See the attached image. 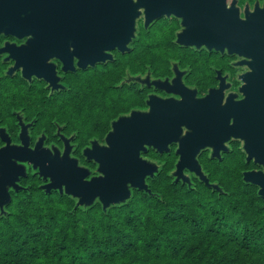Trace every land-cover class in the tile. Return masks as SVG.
Returning <instances> with one entry per match:
<instances>
[{
	"label": "flooded vegetation",
	"instance_id": "flooded-vegetation-1",
	"mask_svg": "<svg viewBox=\"0 0 264 264\" xmlns=\"http://www.w3.org/2000/svg\"><path fill=\"white\" fill-rule=\"evenodd\" d=\"M85 1L78 0V8H84ZM162 1L169 5L183 4L187 12H194L190 19L194 18L196 25L199 23L206 27L205 39L208 45L185 46L178 43V35L185 30L183 18L173 14L163 15L146 23L144 9H139V15L134 20L133 37L127 46L129 51L137 33L142 32L147 44H159L164 50L168 46V49L183 51L184 56L170 63L168 72L161 77H153L149 69L141 76L126 75L118 86L112 88L114 92L105 102H90L85 99V86L82 84L87 73L97 76L102 71H107L115 65L118 57L129 54V51L120 53L113 50L107 53L111 60L106 59L94 66H85L83 62L82 67V63L78 65L79 59L71 55L74 48L70 44L71 41L83 38L68 37L65 39L68 45L58 47V54L63 55L66 62L53 56L38 71L37 46L31 45L35 38L5 35L1 31L0 129L9 138L10 145L21 146L20 134L24 128L30 150H34L41 139V149H47L51 153L55 150L60 156L67 153L77 161L78 167L89 172L88 180L99 176L98 163L85 155L86 151H93V142L99 147L106 146L105 138L111 132L129 138L131 126L117 123L122 118H129L133 112L145 115L144 129L147 137H164L166 131L160 121L168 110L160 107L159 103L160 100H171L181 103L178 110H173L175 114L182 116V123L178 126V139L190 135L192 140L187 146L195 149V160L208 183L217 186L222 193V186L218 181L228 180L229 171H233L239 173L243 184L254 187L257 194L259 187L245 183L243 175L246 172L264 175V43L261 38L254 39L253 42L246 39L239 51H236L237 47L229 49L230 45L223 42L227 40L226 32L235 29L237 20L244 21L246 14L264 9V0ZM32 3L33 0H0V24L4 27L21 25V13L31 12ZM145 55L146 58L152 56L150 53ZM162 55L165 56V52ZM69 67L72 70L63 69ZM37 72L41 77H38ZM156 81L167 83L166 87H156L153 84ZM97 82L101 88L104 79L99 77ZM76 86L79 90L82 88L81 100H57ZM100 95L98 90L97 98ZM39 107L48 108L50 112L46 119L49 123L46 130L36 124ZM90 107H95L100 112L96 110L94 116L88 112L87 108ZM62 109L66 113L69 111V115L61 117L56 114L61 113ZM4 146L5 142L0 138V148ZM179 147L180 140L168 144L166 150L162 149V145L158 149L152 145H143L144 150L139 152L140 159L157 167L154 176L145 180L148 188L149 182L164 166L165 158H170L173 159L171 178L174 184L190 188L202 186L221 194L208 188L195 173L187 170L183 173L188 177L190 186L183 184L181 180L174 182L172 174L179 160ZM249 155L252 156L250 159ZM24 166L26 177L20 178L18 182L25 189L22 191L30 188L22 185L31 177L30 172L40 181V186L48 182L42 181L30 166ZM9 192L12 198V193L15 192L11 189ZM133 192L146 194L131 189V195ZM52 193L60 195L58 191ZM67 197L76 205L77 199ZM96 203L99 202L95 200L91 206Z\"/></svg>",
	"mask_w": 264,
	"mask_h": 264
},
{
	"label": "trees",
	"instance_id": "trees-1",
	"mask_svg": "<svg viewBox=\"0 0 264 264\" xmlns=\"http://www.w3.org/2000/svg\"><path fill=\"white\" fill-rule=\"evenodd\" d=\"M237 174L222 195L155 178L105 212L30 186L0 215V264H264V204Z\"/></svg>",
	"mask_w": 264,
	"mask_h": 264
},
{
	"label": "water",
	"instance_id": "water-1",
	"mask_svg": "<svg viewBox=\"0 0 264 264\" xmlns=\"http://www.w3.org/2000/svg\"><path fill=\"white\" fill-rule=\"evenodd\" d=\"M97 1L86 0L85 7L80 9L78 0H33V10L21 13V25L4 27L0 24V32L16 37L35 38L31 45L37 46L38 71L42 68L41 65L53 56L66 62L65 57L58 54V47H66L68 43L65 39L68 37L83 38L80 41H71L70 44L74 48L71 55L79 59L78 65L82 63V67L94 66L105 62L106 59L111 60L107 53L113 50L120 53L128 52L127 46L133 37L134 20L139 15V9H144L146 23L163 15L173 14L183 18L185 30L178 35V43L185 46L208 45L205 39L206 27L200 26L199 23L196 25L195 19H190L194 12H187L183 4L169 5L162 0ZM226 38L223 44L230 45L229 49L237 47L236 51H239L246 39L253 42L254 39L261 38L264 43V9L246 14L244 21L237 20L235 29L226 32ZM69 58L71 59V56ZM63 69L72 70V67ZM37 74L41 77L39 72ZM153 84L162 89L167 83L156 81ZM159 105L168 110L160 121L166 135L159 139L147 137L144 114L133 112L129 118L120 119L118 125L131 126L130 137H120L111 132L105 138L106 146L99 147L93 142L92 149L96 151L94 153L86 151L85 155L98 163L99 176L88 180L89 172L78 167L77 161L70 158L67 153L60 156L55 150L51 153L47 149H41V139L36 143L34 150H30L24 128L20 134L21 146L10 145L9 138L0 129V138L5 142V146L0 148V215L5 214L4 209L11 202L9 190L15 193L25 190L18 185L19 179L26 177L24 164L36 171L42 181H48L40 186L45 194L50 195L52 191H58L60 195L65 194L77 199L75 207L87 208L97 200L105 212L109 207L121 205L129 200L131 189L151 196L145 180L154 176L157 167L142 161L139 152L144 150L145 144L157 149L162 145V149L166 150L168 144L179 140L181 143L178 150L179 160L172 174L174 182L181 180L183 184L190 186L188 177L183 173L187 170L195 173L208 188L221 193V190L209 184L201 173L195 160V149L187 146L192 140L190 135L178 139L180 131L178 126L182 123L180 122L182 116L175 114L173 110H178L181 103L160 100ZM251 157L249 155L248 159ZM243 181L259 187L257 195L264 202V175L259 172H246Z\"/></svg>",
	"mask_w": 264,
	"mask_h": 264
},
{
	"label": "rangeland",
	"instance_id": "rangeland-1",
	"mask_svg": "<svg viewBox=\"0 0 264 264\" xmlns=\"http://www.w3.org/2000/svg\"><path fill=\"white\" fill-rule=\"evenodd\" d=\"M129 48H130L129 54H126L122 57H118L114 63L115 65L108 68L107 71H102L101 74L97 76H94L93 73H90V74L87 73L85 82L82 84L83 86H85L84 88L85 94H86L85 99L87 101L94 102L95 100H102L105 102V99L108 101L110 99L109 95L112 92H114L113 91L114 89L112 90V88H115V86H118L120 84V81L124 79L126 75H132V76L140 75L141 76L142 74L145 73L146 70L149 69L153 77H161L168 72L170 63L176 62L178 58H182L184 56L183 51H179L176 49L173 50V48L168 49V46H165V50H164L162 49V46L159 44H147L143 38L142 32L137 33L134 42L130 45ZM163 52H165L166 57L162 55ZM147 53L152 54V56L146 58L145 56L147 55L145 54ZM98 76L104 79V82L101 83V88H99V84L97 82V78L99 79ZM98 90H100L101 95L97 98ZM82 94H83L82 88L81 90H79L78 86H76L69 93L58 97L57 100L78 101V100H81ZM87 109H88V112L93 113L94 116H95L96 110L98 112V109L95 110V107L94 108L90 107ZM37 111H38V115H37L36 124L37 126L42 128V130H44L45 127H47L49 124L48 121L46 120L47 118H49L48 116L50 115V112H48L49 109L45 107H39ZM67 112L68 113H66L65 109H62L61 113H56V114L61 117H65L66 115L67 116L69 115V111ZM172 171H173V159L165 158L164 166L159 171V173L155 176V178L164 179L167 176L171 180V182H173V179L171 178ZM29 176L31 177H29V179L26 182L22 183V185L23 186H34L35 188H39L41 184L40 181L37 180L36 177H33L31 172L29 173ZM153 180L149 182V188L151 187L150 185L152 184ZM223 182H224V186L222 187L223 192L218 195L224 194L226 192L225 190H228L231 186H234L231 183L232 182L231 178L229 179L227 186H225V184H227V180ZM153 186H154L153 189L156 191V193H159L160 190L156 189V184ZM138 194H142V193L133 192L130 199L121 205H124L129 201L135 200ZM69 202L71 203V206L73 207V209L80 208V207H75V202L72 199H70ZM100 206L101 205L99 203H96L89 208L96 207V209L98 210L101 208ZM82 209H87V208H82ZM10 210L12 211V209H9L8 206L5 208V212L7 211L9 213Z\"/></svg>",
	"mask_w": 264,
	"mask_h": 264
}]
</instances>
